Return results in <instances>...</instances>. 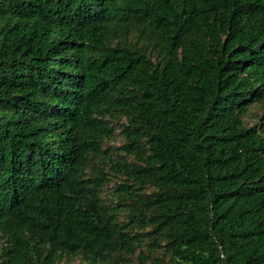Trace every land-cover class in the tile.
<instances>
[{
	"label": "trees",
	"instance_id": "trees-1",
	"mask_svg": "<svg viewBox=\"0 0 264 264\" xmlns=\"http://www.w3.org/2000/svg\"><path fill=\"white\" fill-rule=\"evenodd\" d=\"M72 263L264 264V0H0V264Z\"/></svg>",
	"mask_w": 264,
	"mask_h": 264
},
{
	"label": "rangeland",
	"instance_id": "rangeland-1",
	"mask_svg": "<svg viewBox=\"0 0 264 264\" xmlns=\"http://www.w3.org/2000/svg\"><path fill=\"white\" fill-rule=\"evenodd\" d=\"M119 141H120V140H118V138H116V140H113V141H111L110 143H111L112 146L117 147V145L119 144ZM72 264H73V263H72ZM75 264H77V263H75Z\"/></svg>",
	"mask_w": 264,
	"mask_h": 264
}]
</instances>
